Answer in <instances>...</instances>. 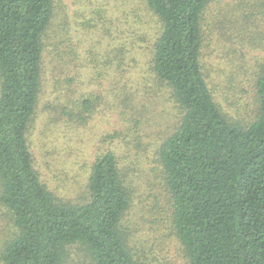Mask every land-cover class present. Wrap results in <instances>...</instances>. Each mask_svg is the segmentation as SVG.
<instances>
[{
  "label": "trees",
  "instance_id": "16d2710c",
  "mask_svg": "<svg viewBox=\"0 0 264 264\" xmlns=\"http://www.w3.org/2000/svg\"><path fill=\"white\" fill-rule=\"evenodd\" d=\"M142 4L160 24L149 58L134 75L136 66L130 63L136 60L141 33L127 30L133 50L125 41L107 53L119 60L122 80L116 92L103 98L83 92L81 68L89 64L69 23L63 31L55 29L56 0H0L1 221L6 217L0 233L4 225L10 227L8 237L0 235V264H67L73 247L82 248L93 264H153L158 257L153 243L134 239L126 224L136 194L128 178L133 169L122 166L113 145L130 130L139 132L133 140L142 145L151 123L158 126L171 117L177 118L176 127L153 146V155L171 200L172 236L182 257L187 264H264V29L256 31L264 27V0ZM211 6L216 31L207 32ZM94 9V18L105 17V8ZM136 17L138 24L146 22ZM208 34L211 44L218 34L220 43L230 45L222 47L228 49L226 63L209 62ZM257 47L260 55L250 60ZM89 68L94 76L100 74L99 66ZM225 72L226 78L214 79ZM46 75V110L62 122L59 134L88 126L104 101L122 116V131L103 130L96 150L82 164L88 166L89 198L80 203L53 191L36 165L30 128L45 94ZM220 88L227 92L219 95ZM162 94L170 104L155 108L156 115L152 99L157 102ZM250 95L258 107L246 121L239 116L247 105L242 99ZM234 96L239 99L230 108L238 116L221 103V97ZM62 140V147L48 143L47 153L67 152L68 164L72 150L66 137Z\"/></svg>",
  "mask_w": 264,
  "mask_h": 264
},
{
  "label": "rangeland",
  "instance_id": "374dc122",
  "mask_svg": "<svg viewBox=\"0 0 264 264\" xmlns=\"http://www.w3.org/2000/svg\"><path fill=\"white\" fill-rule=\"evenodd\" d=\"M230 1V0H226ZM258 0H256L257 2ZM263 0H259L261 3ZM57 13L54 21L55 29L66 28L67 22L70 25V34L73 38L81 40L82 57H86L84 63L90 66H99L100 74L94 76L91 68H81V79L83 83V92L89 94L103 95L112 94L118 89V82L122 80V74L119 69V60L114 59V56H108L107 53L114 47H119L121 42H128L129 47L133 50V43L131 42V32L127 30H135L140 32L142 42L140 47L133 52L136 55V60H132L130 64L136 66L134 75L143 70V66L149 58V48L153 46L154 38L159 32L160 24L154 17H148L144 10L143 0H56ZM105 8L107 12L105 17L94 18V8ZM209 7L208 13L205 16V30L212 31L216 27L213 25L214 14ZM138 16H142L146 22L138 24ZM94 18V22L90 20ZM215 20V19H214ZM106 24V26H104ZM92 25H95L92 26ZM264 27L257 29L261 31ZM110 32H109V31ZM211 34H208L206 41L205 53L210 63L213 66L217 63H226L225 59L228 56V49L222 47H229L230 45L220 43V37L217 34L214 44H211ZM244 45H249L246 41ZM143 46V47H142ZM235 47H237L235 45ZM86 49V51H85ZM90 49V50H89ZM89 51V54H87ZM261 48L250 51L249 59H253L256 55H260ZM210 59H209V56ZM51 62L50 58H46L48 69ZM229 72L225 74H214L216 81L221 78L224 79ZM137 76V75H136ZM98 77V78H97ZM74 89L79 90V85L76 84ZM45 92L37 116L32 127L30 128V138L32 140L33 151L36 158V165L41 171L44 181L48 186L55 191L59 196L66 201L73 203H80L89 198L88 187L85 185L87 178L88 166L84 164L91 158L92 153L96 150L95 146L100 143V134L103 130H120L123 129L122 116L118 110H110L104 101L95 113L93 119L88 126L78 127L73 126L71 129H66L65 134H59V130L63 127H58L61 121L55 120V113L53 110H46L45 97L50 91V83L48 75H46L43 85ZM227 92L222 88L219 89L218 94ZM165 93V92H164ZM236 96H238L236 94ZM232 97L227 100L221 97V103L230 114L235 116L234 107L230 108V104L235 102L238 97ZM104 98V97H103ZM152 103L153 109H163L170 104L168 95H159L158 101ZM245 104L242 116H239L246 121H250L257 112L258 103L253 100V97L246 96L242 99ZM236 106V105H235ZM156 115H158V110ZM167 113L164 114V118ZM176 121L171 117L168 122L164 120L160 125L155 126L151 123L148 127V132L142 138V145H137V139L133 138L138 135L137 131L126 132L115 139L113 148L121 160L122 166L127 167L128 170L133 169V172L128 175L134 183L136 194L134 204L127 217V225L130 228V233L134 239L146 242H152L154 251L157 252L158 257L153 264H187V261L182 257L183 253L180 250V245L172 236L171 225V200L167 190L165 189L164 179L159 168L154 162L153 146L159 142L160 138L170 135L175 127ZM176 123V124H175ZM53 127V130L49 129ZM145 126H142L141 133H143ZM55 136L51 135L54 134ZM61 132V131H60ZM51 133V134H50ZM63 137L72 150L71 157L68 164L65 163L67 152L58 151L57 153L48 154L49 150L46 146L48 143L55 142L60 147L64 144ZM139 137V135H138ZM66 143V142H65ZM62 144V145H61ZM105 145V143L103 144ZM57 150V149H56ZM55 150V151H56ZM3 223L6 222V217L2 218ZM0 215V226L3 225ZM9 226L4 225V233H0L1 237H8ZM2 231V227L0 228ZM13 233V229H12ZM143 237L145 240H143ZM139 243V241H137ZM134 243V242H133ZM147 246V245H146ZM171 249L170 255L167 250ZM71 256L67 264H93L89 255H87L82 248L73 247L69 250ZM149 252V251H148ZM150 253V252H149Z\"/></svg>",
  "mask_w": 264,
  "mask_h": 264
}]
</instances>
